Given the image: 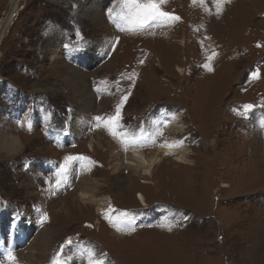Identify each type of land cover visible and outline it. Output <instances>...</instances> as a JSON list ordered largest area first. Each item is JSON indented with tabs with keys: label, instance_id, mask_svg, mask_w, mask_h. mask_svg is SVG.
<instances>
[{
	"label": "rangeland",
	"instance_id": "1",
	"mask_svg": "<svg viewBox=\"0 0 264 264\" xmlns=\"http://www.w3.org/2000/svg\"><path fill=\"white\" fill-rule=\"evenodd\" d=\"M190 1L166 0L180 19L143 32L110 15L118 0H21L0 45V135L23 143L0 150V264H89V249L101 264H264V0ZM171 139L190 165L129 164Z\"/></svg>",
	"mask_w": 264,
	"mask_h": 264
},
{
	"label": "bare ground",
	"instance_id": "2",
	"mask_svg": "<svg viewBox=\"0 0 264 264\" xmlns=\"http://www.w3.org/2000/svg\"><path fill=\"white\" fill-rule=\"evenodd\" d=\"M240 3H233L232 5L235 6L236 4H240V6H245V3H242L241 0H237ZM244 1H253V0H244ZM256 1V0H255ZM254 1V2H255ZM12 4V9L10 14L8 15L7 18L2 19L1 21V25H0V45L2 40L5 37V33L7 31V28L10 26L12 20L14 19V15L16 14V12L18 11L19 7H20V2L21 0H11L10 1ZM189 4L193 3V0L188 2ZM229 3V2H228ZM164 4V3H163ZM169 4V3H168ZM230 4V3H229ZM219 5V4H218ZM222 5V4H221ZM192 5H190L191 8ZM223 6V5H222ZM225 6V5H224ZM223 6V7H224ZM195 7V6H194ZM241 7V8H243ZM261 7V6H260ZM163 8V7H162ZM188 8V7H187ZM196 8V7H195ZM235 8V7H234ZM248 9V7H245ZM164 9V8H163ZM219 9V8H218ZM236 9V8H235ZM244 9V8H243ZM264 9V8H263ZM257 10V9H255ZM194 11V10H193ZM231 12V11H230ZM174 13V12H172ZM223 12H221L220 15H222ZM239 14V13H238ZM190 16V15H189ZM212 16V15H211ZM210 17H205L206 19H210ZM227 16V13H224L222 15V19L221 20H225V17ZM229 16V15H228ZM259 16V15H258ZM195 17V16H194ZM213 17V16H212ZM215 17V15H214ZM217 17V16H216ZM184 20V19H182ZM251 20V19H250ZM231 21V20H229ZM247 22V21H246ZM245 22V23H246ZM185 23V22H184ZM214 25H219L222 23H219V21H213ZM236 23V22H235ZM181 24V23H179ZM178 24V25H179ZM229 24V23H228ZM260 24V23H259ZM230 26V25H229ZM246 26V25H245ZM189 28V27H188ZM229 28V27H228ZM233 28V27H231ZM242 28V26L240 27ZM245 28V27H244ZM248 30V28H247ZM181 32V31H180ZM171 34V32L169 31L167 33ZM176 34V33H175ZM188 34V33H187ZM183 35V34H182ZM231 35V34H230ZM239 36V35H238ZM173 37V36H172ZM165 38V37H164ZM175 39V38H174ZM184 39V38H183ZM240 39V38H239ZM171 40V39H170ZM241 40V39H240ZM243 40V39H242ZM180 42H182V44L184 43V40H180ZM172 44V43H171ZM247 43L244 41L243 46H245ZM176 46V45H175ZM186 46V45H185ZM250 48V47H249ZM172 64V63H171ZM183 67V66H182ZM180 66H178V69H180L181 72H184V68H182ZM186 73V72H185ZM174 126L175 124L172 123L171 126ZM172 138V137H171ZM173 139V138H172ZM170 140L167 143H163L162 145H160L159 147L156 148V151H154V153L152 155H147L144 152H142V149L140 148H136L132 151V161L129 162L130 165H133L135 167L140 168V170H142L143 174L145 175H149V177H151L153 170L156 166L160 165L162 162H164V159L168 156H174L173 160L175 162H177L180 165H190V159L187 157V151L181 147L179 144H173L175 141L174 140ZM0 150H2L5 154L4 156H9V157H14V155H17L21 152L22 148H23V143L21 141V139L17 136V135H13L11 133H6V134H1L0 135ZM95 139L94 137H92V139L89 141V145L92 149L95 150ZM167 159V158H166ZM143 183L145 184H150L152 182H150L149 180H144ZM79 195V194H78ZM80 197L82 199V202L84 204H88V203H92L93 201H95V194L93 193H89L87 191H81ZM139 201L143 206H147L148 202H147V198L146 195L144 193H140L139 194ZM99 199V198H98ZM103 201L102 199L99 200ZM108 201V200H107ZM61 203V202H60ZM103 204L104 202H102L101 204L98 203V209H100V214L102 213L103 208ZM110 204V202L108 203V205ZM105 206V205H104ZM98 224L100 223V221L98 220L97 222ZM30 259H31V263H35V264H42V262L40 261H34V257L32 255H30ZM25 259L29 260V256L24 257Z\"/></svg>",
	"mask_w": 264,
	"mask_h": 264
},
{
	"label": "snow or ice",
	"instance_id": "3",
	"mask_svg": "<svg viewBox=\"0 0 264 264\" xmlns=\"http://www.w3.org/2000/svg\"><path fill=\"white\" fill-rule=\"evenodd\" d=\"M165 2L166 0H118L119 10L110 12V15H112L114 19H117L120 23H122L123 26L127 27V29L131 31H142L153 21L160 22L161 24H171L174 21H178L180 19L179 16L163 10L162 4ZM219 2L220 0H218V4ZM209 59H211V57ZM204 67L208 68L209 71L212 70L210 64H205ZM252 75L256 76V72H253ZM127 99V96L123 97V101H127ZM254 107V105H245V112L252 110ZM120 118L121 115L118 108L116 115L109 118V123L113 126V128L118 127L117 122L120 120ZM96 119L99 120L100 117H97ZM68 159L72 160L74 158L70 156ZM84 159H87V157H84ZM61 172H67V167L65 166V168L61 169ZM56 183L57 186H59L61 180L58 179ZM117 224H130L127 213L117 218ZM72 243L73 241L71 239L67 241L68 245H71ZM88 254L90 257L89 264H101L99 260L95 259L96 254L93 250L89 249ZM7 258L9 261L16 260L14 253L11 251L7 253ZM52 264H66V262L61 261L59 256H57L53 258Z\"/></svg>",
	"mask_w": 264,
	"mask_h": 264
}]
</instances>
